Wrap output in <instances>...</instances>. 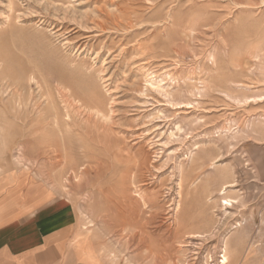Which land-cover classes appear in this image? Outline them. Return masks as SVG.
Masks as SVG:
<instances>
[{
	"label": "rangeland",
	"instance_id": "rangeland-1",
	"mask_svg": "<svg viewBox=\"0 0 264 264\" xmlns=\"http://www.w3.org/2000/svg\"><path fill=\"white\" fill-rule=\"evenodd\" d=\"M8 175L107 264H264V0H0Z\"/></svg>",
	"mask_w": 264,
	"mask_h": 264
},
{
	"label": "crops",
	"instance_id": "crops-1",
	"mask_svg": "<svg viewBox=\"0 0 264 264\" xmlns=\"http://www.w3.org/2000/svg\"><path fill=\"white\" fill-rule=\"evenodd\" d=\"M0 176V264H107L69 200Z\"/></svg>",
	"mask_w": 264,
	"mask_h": 264
},
{
	"label": "bare ground",
	"instance_id": "bare-ground-1",
	"mask_svg": "<svg viewBox=\"0 0 264 264\" xmlns=\"http://www.w3.org/2000/svg\"><path fill=\"white\" fill-rule=\"evenodd\" d=\"M34 73H32V75H33ZM31 75V76H32ZM9 76V75H8ZM8 76H7V78L6 79H8ZM34 76H35V74H34ZM34 76H32L31 78H30V81L31 82H33L36 86H37V88L39 89V96H43V93H42V86H41V84H40V82H38V80H36V77H34ZM4 77V76H3ZM3 77H1V79L3 78ZM12 79V78H11ZM10 81V80H9ZM40 81V80H39ZM42 82V81H41ZM10 83V82H9ZM152 84V83H151ZM152 85H154V84H152ZM12 86V85H11ZM3 87H5L4 85H3ZM12 88V87H11ZM19 89V88H18ZM11 90V89H10ZM16 90V89H15ZM6 91V90H5ZM19 91H21V90H19ZM18 91V92H19ZM21 93V92H20ZM23 94V93H22ZM22 94H18V96L15 94V96H16V102H17V104H19V103H21V102H23V95ZM42 94V95H41ZM35 95V94H34ZM47 100V99H46ZM56 120V119H55ZM54 126V125H53ZM21 158V156L19 157V159ZM225 189V188H224ZM230 204V202L229 201H225V203H224V206H226V205H229ZM208 224V223H207ZM208 225H210V224H208ZM204 226L206 227L207 225H206V222L204 223ZM192 233V232H191ZM191 238H198V237H200L201 235L200 234H198V233H192L191 235ZM228 250H229V247H228V245H226V247H225V249H224V255L222 256V264H227L228 262H229V259H228V256H227V253H228Z\"/></svg>",
	"mask_w": 264,
	"mask_h": 264
}]
</instances>
